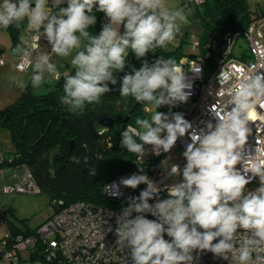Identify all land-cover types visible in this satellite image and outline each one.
Returning <instances> with one entry per match:
<instances>
[{
  "label": "clouds",
  "instance_id": "9594fccd",
  "mask_svg": "<svg viewBox=\"0 0 264 264\" xmlns=\"http://www.w3.org/2000/svg\"><path fill=\"white\" fill-rule=\"evenodd\" d=\"M94 9L106 17L99 35L89 32L97 23ZM190 14L187 7L170 9L166 0H0V29H19L26 22L30 33L12 50L24 74L11 81L23 91L29 85L41 87L46 75L62 78L60 102L76 113L99 103L112 91L109 84H117L116 74L124 73L120 96L132 97L152 114L137 117L136 127L122 131L121 147L140 160L149 145L156 155L167 153L192 125L182 113L158 109L186 103L191 85L175 58L150 62L147 56L172 44ZM41 40L55 56L71 58L73 72L62 73L47 53L34 56ZM130 52L141 60L139 69L128 64ZM258 70L248 67L232 84L230 111L220 108L215 124L192 131V143L183 153L186 164L170 167L168 175L182 179L164 186L167 198H159L160 186L143 170L104 185L105 193L116 198L122 195L120 186L135 190L146 185L116 217L117 243L129 249L127 264H195L204 252L223 260L234 255L238 264H264V146L255 155L244 151L252 114L258 106L264 109V73ZM225 80L231 82L232 76L223 74ZM238 164H243V174ZM89 175H96L94 167ZM257 177L259 187L249 191L247 185Z\"/></svg>",
  "mask_w": 264,
  "mask_h": 264
},
{
  "label": "trees",
  "instance_id": "16d2710c",
  "mask_svg": "<svg viewBox=\"0 0 264 264\" xmlns=\"http://www.w3.org/2000/svg\"><path fill=\"white\" fill-rule=\"evenodd\" d=\"M183 5L186 7L184 1ZM191 13L201 19L203 26V32L198 37L200 50L186 55L182 44L172 50L157 49L156 53L148 54L150 62L160 57H172L178 63L183 58L200 57L205 59L206 72L210 74L223 55L224 39L228 35H236L237 39L244 37L252 21L264 16V8L252 12L248 0H207L192 9ZM94 14L97 23L89 28V32L99 35L106 17L95 9ZM2 30L10 35L14 48L20 42L22 28L17 29L13 25ZM127 61L136 69L142 66L134 53H129ZM131 67H126L125 71L130 72ZM123 75L116 74L117 84H109L112 91L101 97L99 103L88 105L83 111L72 113L61 104L60 97L64 94L62 79L59 86L45 94H34L29 85L17 101L0 111V130H8L14 147L12 153L0 151L6 155L0 170L15 171L24 167L39 186L41 194L50 198L52 215L59 209L57 205L60 201L67 206L84 200L109 208L120 203V200L104 196L102 190L108 182L129 175L137 167L136 156L121 147V133L128 125L136 127L137 117H150L144 104L135 107L138 102L132 97L120 96ZM158 111L168 113L170 108L164 106ZM128 116L130 120L125 123ZM65 119L67 125L63 124ZM73 158L79 159L80 163ZM92 167L96 169L95 176L89 175ZM37 228L21 231L11 223L6 232L9 237L0 239V263L10 252L24 264H58V261L48 260L45 254L41 255L38 251L22 260L23 256L14 249V238L29 236ZM3 242H6L5 250L1 249Z\"/></svg>",
  "mask_w": 264,
  "mask_h": 264
},
{
  "label": "built area",
  "instance_id": "2783aa9c",
  "mask_svg": "<svg viewBox=\"0 0 264 264\" xmlns=\"http://www.w3.org/2000/svg\"><path fill=\"white\" fill-rule=\"evenodd\" d=\"M207 0H184V4L189 9H194L197 6L203 5ZM263 0H257L259 3ZM249 42L248 50H241L236 56L234 53L237 37L228 35L224 39L223 55L217 64V68L210 74L206 72L205 59L183 58L179 63L184 67L186 72V80L191 85L186 89L191 94L186 103L178 104L170 109L171 112L182 113L184 119L192 125V129L185 134L184 137H178L174 147L167 153L161 152L159 155L152 153V146L149 145V155L147 158L137 159L136 169L129 175L146 174L149 178L155 181L161 188L160 199L167 198V193L164 190L165 185H170L182 179L173 181L174 177L168 175L170 169L163 172V166L174 153L177 148H181L184 152L189 144L192 143L191 133L193 130L206 128L208 123L215 124L217 122L216 112L220 108L230 111L233 105H228L232 84L236 82L242 75V71L250 66H256L260 73H264V16L257 17L248 26L245 35ZM48 45L46 40L39 41L38 49L41 46ZM200 40L197 39L193 43V52L197 53L200 50ZM36 50V51H37ZM233 55V56H232ZM4 65V60L0 57V66ZM17 68L22 72L17 64ZM223 74L225 77L231 75L232 80L223 82ZM258 113L252 114V121L249 122L250 134L247 137V142L244 146L245 154H256L258 147L264 146V109L257 107ZM5 156L0 152V165L5 162ZM180 168L186 164L185 158L175 163ZM237 169L242 171L243 164H238ZM251 176V173H248ZM121 178V177H120ZM108 182L105 185H111L114 181ZM258 180V177L253 179L249 184H253ZM247 185V186H249ZM146 188V185H140L133 190L120 186L122 195L116 198L106 194L104 187L102 194L109 199L120 200L114 208H109L103 205L94 204L84 200L76 201L69 205H64L60 201L57 205L59 209L37 230L29 235H18L14 238V249L23 256V259L38 251L45 254L48 260H56L58 264H127L126 259L130 261L129 249L124 248L117 243L118 237L116 234V217L119 215L123 207H127L129 197H136L140 191ZM4 194H41V190L34 179L28 175L24 177L22 182L13 184H4L2 192ZM155 200L150 201L154 203ZM149 220L155 219L151 215H147ZM111 227L112 231H107ZM200 231H203L200 229ZM9 234H5L4 238H8ZM166 240L171 238L165 235ZM215 243V241H214ZM6 242L2 243V250H5ZM41 250V251H40ZM194 257L197 252L193 253ZM9 262L14 264H24L12 253L7 252L4 256ZM195 264H238L234 255H230L229 260H223L216 257L210 252L199 254L198 261Z\"/></svg>",
  "mask_w": 264,
  "mask_h": 264
},
{
  "label": "rangeland",
  "instance_id": "374dc122",
  "mask_svg": "<svg viewBox=\"0 0 264 264\" xmlns=\"http://www.w3.org/2000/svg\"><path fill=\"white\" fill-rule=\"evenodd\" d=\"M184 0H180V4L178 7H184L183 5ZM248 5L252 12H256L264 8V1H260L259 3L257 0H248ZM177 7V8H178ZM171 9L172 7L169 6ZM197 11V9H196ZM188 23L182 26L181 32L176 37L175 41L172 44L167 46L168 50H172L176 47H179L182 44V48L184 53L192 54L193 53V43L197 41L198 37L203 32V26L201 23V19L191 13L188 16ZM24 31V32H23ZM26 22L23 24L22 34L23 36L26 35ZM0 33L4 34L5 42H9V47L7 51L3 53L5 54L12 52V42L10 36L3 32L0 29ZM28 34L25 36L27 37ZM1 42H4V39L0 38ZM41 48V47H40ZM249 49V42L247 38L240 37L237 39L236 47L234 50L235 55L239 54L241 50H248ZM41 52L35 53V55H39ZM49 55L52 57V61L57 63L60 66L59 70H64L67 72H71L73 70L70 59L71 58H61L57 57L49 52ZM18 64V63H17ZM18 69V68H17ZM62 79V78H61ZM55 81L52 77H48L46 75L44 84L39 88H30L34 94H45L51 92L60 82V80ZM52 82V83H51ZM147 112L151 115L152 110H147ZM8 131V130H5ZM147 149L149 146H146ZM13 151H10L12 153ZM184 151L181 148H177L168 161L163 166L162 171L166 172L170 169L172 164L178 163L181 159L184 158L183 155ZM151 156L148 151V156ZM6 156V155H5ZM184 167V166H183ZM11 171V170H10ZM11 173L7 170H0V239L9 231L10 224L14 223V227L20 229L21 231H25L28 229L34 230L43 224L53 213V207L51 205V200L47 195L44 194H22V193H14V194H4L2 192V187L5 183L13 184L22 182L24 177H17L14 176L12 178L7 179V177ZM177 179H181V177H174L172 180L175 181ZM259 187V180L255 183L247 186L249 191L255 190ZM0 264H9L8 260L2 261Z\"/></svg>",
  "mask_w": 264,
  "mask_h": 264
},
{
  "label": "crops",
  "instance_id": "0c3cea01",
  "mask_svg": "<svg viewBox=\"0 0 264 264\" xmlns=\"http://www.w3.org/2000/svg\"><path fill=\"white\" fill-rule=\"evenodd\" d=\"M166 4L168 7L170 6L172 8H177L180 4V0H166ZM62 6H67V4L65 3ZM21 28H23V25L21 26ZM120 30H121V32L124 31L123 25L121 26ZM3 32H5V31H3ZM27 34H28V36L30 35V33L28 31H26V35ZM22 36H23V34H22ZM0 38L4 39V42H1V40H0V57H2L4 60V65L0 66V111H1L3 109L7 108L8 106H10L11 104H13L15 101H17L21 97L22 93H24V91L27 88L22 91L19 88H17L16 85L11 81L12 76H20L24 73L20 72L17 69V60L12 55V52H10L8 54L6 53L5 56L3 55V53L5 51H7L8 47H9V42H5V40L7 41V39H5L3 33H0ZM9 38H11V37H9ZM9 40H11V39H9ZM11 42H12V40H11ZM12 50H13V44H12ZM37 52L49 54L50 47L47 45L41 46V48L39 50L34 52V56H35V53H37ZM60 71L62 73L64 72V70H60ZM53 79L55 81L58 80L56 78H52L51 81H53ZM0 151H2L4 153H9L10 151H14V147L12 145L11 138H10V133L8 131H5V130H0ZM7 171L10 173L13 172L12 170L11 171L7 170ZM5 184H7V183H5Z\"/></svg>",
  "mask_w": 264,
  "mask_h": 264
},
{
  "label": "water",
  "instance_id": "95a60500",
  "mask_svg": "<svg viewBox=\"0 0 264 264\" xmlns=\"http://www.w3.org/2000/svg\"><path fill=\"white\" fill-rule=\"evenodd\" d=\"M61 82H62V81H60V82L58 83V86L61 84ZM157 91H160V90H157ZM140 104H141V103H137V104L135 105V107H138ZM133 111H134V110H132V112H133ZM129 120H130V116H128V117L125 119V123L129 122ZM63 124H64V125H67V121H66V119L64 120ZM26 175H28V172H27V170L23 167V168L16 169L15 171H13V172L7 177V179L12 178V177H14V176H17V177H24V176H26Z\"/></svg>",
  "mask_w": 264,
  "mask_h": 264
}]
</instances>
